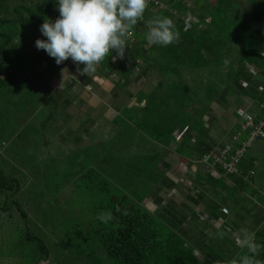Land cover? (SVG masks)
Here are the masks:
<instances>
[{
  "label": "crops",
  "instance_id": "0c3cea01",
  "mask_svg": "<svg viewBox=\"0 0 264 264\" xmlns=\"http://www.w3.org/2000/svg\"><path fill=\"white\" fill-rule=\"evenodd\" d=\"M40 1L23 0V5L33 7ZM185 1L186 6L194 7V0ZM203 1L210 5H216V0ZM20 2L22 0H0V20H2L0 30L13 31L17 24H21L23 29L29 30L30 39L23 41L21 49L25 53L22 56L32 60V54L36 48L34 41L36 39L46 40V37L42 36L39 30L34 33L31 31L32 22L29 21L26 11L24 20L16 21V8L20 7ZM161 3L164 9H170L164 1ZM251 4H254V1L224 0L221 9L226 10L225 14H227L234 6L240 15L251 9L249 13L252 16L250 15V17L255 22L248 29L263 41L264 7H260L259 11H254ZM56 8L57 6L52 7L51 16L48 18L53 22L59 16ZM173 13L175 14V11ZM187 17L194 18L189 22V28L191 24L198 23L197 17L187 14L184 18V29ZM223 18L218 14L219 21H222ZM5 20L9 23L5 24ZM225 23H227L226 26L232 27V23L228 20ZM201 27H203L202 24L199 28ZM243 38L241 35L240 41H235V43L224 39L226 45L221 41L215 44L216 48L220 49L224 46L225 50L229 49L227 51L230 52L229 58L231 55L236 56L232 61L229 58L228 60L236 62L232 65L234 69L240 66V76L242 77L240 79V95L225 88L226 71L222 76H217V82H212L215 75H213V68L209 70V67H205L201 71H191L184 68L174 69V65H158L153 66L152 69L146 68L145 73L141 72V78L136 77L139 73L137 70L124 84L118 75L106 76L97 71L88 76L80 75L71 60L57 65L55 60L44 52L45 58L41 59L40 57V61H45L46 66L43 67L42 64L41 70L33 71V73L38 74L36 80H47L48 89H45L44 93L47 95L46 99L49 100L50 105H52L51 101L59 103L55 108L60 110L62 117L54 119V122H58L57 131L60 136L54 132L51 141L58 139L57 145L60 146L61 143L60 147H56L61 158H71L67 162V165L74 166L75 169L70 174L73 176L71 185L74 187L81 173L87 169L100 171L104 176L117 177V180L110 181L115 186L121 184V188L127 196L144 198L143 206L157 215L161 214L163 220L182 221L181 235L197 254L196 256H206L208 246L223 249V253L231 255L227 260L218 257V262L221 259L230 262L238 255H242L244 251L246 252L235 243L233 235L226 237V234L235 230L231 223L238 218L240 221L248 220V223L244 224L248 227L246 229L255 232L256 239H263L264 139L252 144L240 165V171L243 174L249 170L254 171V175L249 181L243 180L241 176H226L220 170L211 167L207 160L222 145L236 146L239 144V141L234 138L241 123L238 111L252 113L255 115V119H261L264 116V107L259 106L257 102V94L264 87V46L260 40L254 43L258 47L260 55V58H255L256 52L251 54L250 42H245ZM239 43L240 49L232 47ZM1 45H3V41L0 38ZM209 51L210 55L217 54V52L216 54L212 52V49ZM2 54L7 55L6 52H2L0 56ZM177 55L183 56V54ZM177 55L174 59L179 60L180 57ZM188 56L187 59H189ZM14 57H12L13 60H15ZM130 65L133 66L131 63ZM2 67L3 63L0 60V70ZM80 67L83 68V65ZM32 75L34 74H25L23 69L11 72L10 83L6 86L8 90L4 89L3 97L0 94V118L2 121L6 118L12 120L20 115L15 111V107L20 104L18 89L20 86L25 85L28 88L27 93H30L26 96L34 95L33 90L39 88L40 82L33 80ZM4 78L3 75L2 79ZM202 79L204 86L206 81L210 82V87L216 85L217 93L220 96L217 101L209 104L210 110L203 117V125L197 132L192 134V128L189 127L194 125L193 122L189 126L186 125L183 130L177 127L172 132L173 142L165 143L156 140L146 130L140 128L141 110L147 100L145 97L153 94L157 89H161L162 94L170 92L168 89L176 87L178 83L195 90L194 84ZM248 82L250 91L246 93ZM161 85L162 87H160ZM225 91L229 93L226 94ZM223 94H225V98H222ZM139 96L141 97L140 101H138ZM7 99L16 100V102L9 103ZM31 102L34 104L33 106L28 105L29 113L25 115L27 125H31L32 119L35 120L36 102L35 100ZM179 107L185 109L184 114H188V120L190 118L197 119L199 113L197 114L196 111L202 110L201 104L195 102H187ZM26 108L25 105V110L22 113L26 112ZM182 116H184L183 113ZM1 120L0 122H2ZM117 125H119L118 129H115ZM121 128L124 129V133L121 132ZM190 130L193 136L191 143H194L192 140L199 142L197 147L200 154L193 159L178 152L181 140L178 142L174 137L176 132L185 131L182 136L184 137ZM18 131L16 130L15 134ZM66 134L68 137L64 136ZM198 135L200 138L197 139ZM246 136V132H244L239 140H244ZM5 146L6 142L1 141L0 153H5ZM47 153L53 154L51 145L47 148ZM206 160L207 162H205ZM1 172L6 179L17 181L10 179L3 171ZM120 174L122 178L125 174L126 179L119 178ZM71 185L68 183L67 186L71 188ZM141 185L146 189L141 191ZM214 196L216 197L214 198ZM0 198L3 199L2 204H4L5 195L3 193L0 194ZM217 199H219L218 202ZM0 211L6 212L2 208ZM242 228L245 227H240V229ZM220 232L224 233L223 238L216 236ZM212 252L214 253V251Z\"/></svg>",
  "mask_w": 264,
  "mask_h": 264
},
{
  "label": "trees",
  "instance_id": "16d2710c",
  "mask_svg": "<svg viewBox=\"0 0 264 264\" xmlns=\"http://www.w3.org/2000/svg\"><path fill=\"white\" fill-rule=\"evenodd\" d=\"M161 1H164L171 11L170 9L154 7L152 4H149L148 10L144 14V20L138 22L133 29L134 36L127 42L124 58L119 60L113 59L116 53L112 50L111 56L98 66V73L106 76L118 75L119 79L126 84L133 71L131 65L128 66L124 63L125 59L129 60L133 66L138 67L139 73L136 75L137 78H141L146 68L152 69L153 66L156 67L158 65H174V69L178 65L180 69L184 68L191 71H199L205 67L218 68L220 65H224L223 61L225 59L228 60L230 52H227L229 49L225 50L226 47L224 46L220 49L216 48L215 44L221 41L226 45L227 43L224 39L231 42L234 41L233 43H235L238 39L240 41L241 35L244 37L245 42H250L249 48L252 50L251 54L255 51L257 54L255 58H260L259 50H257L258 47L254 43L260 40L262 46H264V40L262 41V38L254 35L248 28L244 31L240 30V24H236L237 20L235 18V15L240 14L239 11L232 6L231 10L225 14L226 10L221 9L224 0H216V5H210L203 0H194V7L190 8L186 6L185 0ZM253 1L254 4L251 5L254 11H259L260 7H264V0ZM57 3L58 0H41L36 6L28 7L23 5L22 0L19 3L20 7L16 8V21L24 20V12L26 11L29 15V21L32 22L31 31L34 33L39 30L44 20L51 16L52 7L57 6ZM173 11H175V14ZM187 14L197 17L198 23L191 24L190 28L184 29V18ZM218 14L224 17L222 21L218 20ZM156 16H167L173 20L176 31L179 33V37L174 44L167 47L148 45L145 39L148 31L145 22ZM226 20L232 23V27L226 26ZM1 22L2 20H0ZM4 23L8 24L9 22L5 20ZM201 24L203 27L199 28ZM140 31L143 34H138ZM11 33V30H6L5 33H0V38L5 39V43L8 44ZM208 45H210L209 49H212V52L215 54L217 52L215 56L210 55V51L207 48ZM2 52L5 51L0 49V53ZM177 54H183V56L181 57ZM176 55L180 57L179 60L174 59ZM187 56L189 59H187ZM0 60L3 63V67L0 70V85H4L5 89H7L6 86H8L11 79L13 59H10L8 55L7 57H3L2 54ZM143 63L146 66H143ZM234 64H236L235 61H229L226 66L228 70H226L225 88L240 95V79H242L240 76V66L234 69L232 67ZM3 75L5 76L4 79H2ZM39 82L40 86L38 85V87L40 89L43 86H47V80L42 79ZM207 83L208 85L204 86V83L197 82L194 84L196 86L195 90L185 87L182 83H178L176 87L168 89L171 93L162 94L163 91L157 89L153 94L145 97L147 100L144 108L141 110L142 120L139 125L140 128L146 130L151 137L165 143L173 142L172 132L177 127L183 130L186 125L189 126L193 122L194 125L189 127L192 128V134L193 132H197L201 128V125H203V117L210 110L209 104L217 101L220 96L217 93V86L211 85L210 87V82ZM247 84L246 93L250 91L249 82ZM225 93L228 94L229 92L225 91ZM223 97L225 98V94L222 95ZM140 98L139 96L138 101H140ZM187 102L201 104L202 110L196 111L197 114L199 113L197 119L192 120L190 118L188 120V114H184L185 109L179 106L174 113L170 114V117L165 122L162 117L158 121L151 118L153 114L159 112V109H157V107L159 108L158 103H164L169 107H173L177 103L182 105ZM257 102L259 106L264 103V87L257 94ZM168 110L173 111L172 109ZM182 113L184 116H182ZM192 134L191 130L187 131L178 146V152L189 159H193L196 155L200 154L197 147L199 142L195 140L194 143H191ZM198 138H200V135L197 136ZM109 178L112 179L110 175L104 176L100 171L87 169L81 173L78 180V182L83 180V184H86V188H89V190H94L95 193L104 196V199L96 210L97 215L102 211L111 210L114 216V220L110 221L107 225L95 218L94 223L91 225L94 227L90 232L92 245L95 248L91 251L89 257L92 256L96 260L97 257L100 258L102 255H105L109 260L117 264H229V262L223 259L220 262L217 259L199 261L194 250L189 247L181 235L182 221L163 220L161 214L157 215L143 206L144 198H131L127 196L123 188H121L122 185L117 184L115 186ZM19 185L17 181L6 179L0 171V194L3 193L5 195L4 211H9L13 206L17 207L14 195L19 190ZM9 200L12 203L8 202ZM115 206H119L121 211L117 212ZM125 209L128 215L122 214ZM256 242L264 245V238L256 239ZM37 243L40 249L38 252L40 258L37 262L34 261V264H37L40 260L46 261L48 258V251L45 250V246L38 240ZM245 254L246 252L244 251L242 255H238L235 259L239 260ZM256 258L264 261V247L261 248Z\"/></svg>",
  "mask_w": 264,
  "mask_h": 264
},
{
  "label": "rangeland",
  "instance_id": "374dc122",
  "mask_svg": "<svg viewBox=\"0 0 264 264\" xmlns=\"http://www.w3.org/2000/svg\"><path fill=\"white\" fill-rule=\"evenodd\" d=\"M249 12L251 9L243 15H235L236 24H240V30L244 31L255 22ZM22 27L21 24H17L13 28L8 44L5 43V39L1 38L3 45L0 49L4 50L10 59L15 56L11 72L23 69L25 74H34L32 79L36 80L38 74L33 71L41 70L40 57L45 58V51L34 48L32 60L22 56L25 54L21 49L22 43L30 39L29 30ZM5 32L6 30H0V33ZM138 34L141 35L143 32L140 31ZM232 47L240 49V43ZM235 57V55H231L230 58L228 56L230 61ZM209 70L212 68L209 67ZM226 70L227 67L224 65L213 68L215 76L212 82H217L218 77L222 76ZM202 80L199 82L204 83ZM205 85H208L207 81ZM4 89L5 86L0 85L2 97ZM18 89L20 104L15 107V111L20 115L12 120L6 118L2 121L0 118L2 121L0 122V142H6L5 153H0V169L10 179L17 180L20 184L19 190L14 195L17 207L7 212L0 211V264H34V261L37 262L40 258L37 240L48 251L47 260H40L37 264H117L105 255L97 257L96 260L92 256L89 257L95 248L90 237L91 229L94 227L91 225L98 216L96 210L104 196L86 188L87 185L83 184V180L77 181L74 187L71 185L73 176L70 174L75 170L74 166L67 165L71 158H61L56 150L59 140L51 141L54 132L60 136L57 131L58 122H54V119L62 117L60 110L55 108L59 103L51 101L52 105H50L49 100L46 99L47 95L44 92L48 86L34 89L35 94L30 96H26L30 92L27 93L28 88L25 85ZM32 100L36 102L35 120L32 119L31 125H27L25 115L29 113L28 105L33 106L34 104L30 103ZM7 102L15 103L16 100L7 99ZM25 105L26 112L22 113ZM158 106L159 112L153 114L151 118L158 121L162 117L165 122L170 114L176 111L179 104L169 107L164 103H158ZM118 126L115 129H118ZM16 130H19L17 134H15ZM121 132L124 133L123 128ZM64 136L68 137L67 134ZM46 143L47 148L52 146L53 154L47 153ZM118 177L126 179L125 174L124 178L121 174ZM110 180H117V177L110 178ZM68 183L71 188L67 186ZM145 189L146 187L140 186L141 191ZM2 201L3 199L0 198V208L4 209ZM8 202L12 203L10 200ZM245 223H248V220L240 221L238 218L231 224L234 231H238L240 227L248 228L244 225ZM234 231L226 234V237H231ZM216 236L219 237L217 234ZM223 252V249L208 246L206 256L198 255L197 258L199 261L218 257L224 260L230 259L231 255Z\"/></svg>",
  "mask_w": 264,
  "mask_h": 264
},
{
  "label": "clouds",
  "instance_id": "9594fccd",
  "mask_svg": "<svg viewBox=\"0 0 264 264\" xmlns=\"http://www.w3.org/2000/svg\"><path fill=\"white\" fill-rule=\"evenodd\" d=\"M149 3L150 0H58L59 16L54 22L44 20L39 31L46 40L37 39L35 47L44 50L57 65L71 60L80 75L88 76L111 56L112 50L118 58H124L127 42L134 36L138 22L144 20ZM147 26L145 39L149 46L167 47L179 37L173 20L167 16L149 19ZM223 63L227 66L229 61L225 59ZM115 210L121 211L119 206ZM122 214L128 215L127 210ZM97 219L107 225L114 216L111 210L102 211ZM217 235L223 238L224 233ZM233 237L246 254L229 264H264L256 258L264 245L256 242L255 232L242 228Z\"/></svg>",
  "mask_w": 264,
  "mask_h": 264
},
{
  "label": "built area",
  "instance_id": "2783aa9c",
  "mask_svg": "<svg viewBox=\"0 0 264 264\" xmlns=\"http://www.w3.org/2000/svg\"><path fill=\"white\" fill-rule=\"evenodd\" d=\"M149 4H152L154 7L163 6L160 0H150ZM193 19V17H187L185 19V29L189 28V22ZM145 25L147 26V22H145ZM115 57V59H120L117 55H115ZM124 63L130 66L129 60L125 59ZM42 64L43 67L46 66V62H43ZM137 70V67L132 66L133 73ZM260 106L264 107V103ZM237 114L239 119H241V123L239 131L235 134L234 138L239 141V144L236 146L232 144H224L212 153L207 160L211 167L220 170L226 176H241L243 180L249 181L253 177L254 171L249 170L243 174L240 171V165L252 144L258 140L264 139V116H262L261 119H255V115L251 113L238 111ZM184 132L185 131L179 133L176 132L174 135L175 140L179 142L182 139ZM244 132H246L247 136L244 140L240 141L239 138ZM192 142H194V140H192ZM207 160L205 162H207Z\"/></svg>",
  "mask_w": 264,
  "mask_h": 264
}]
</instances>
